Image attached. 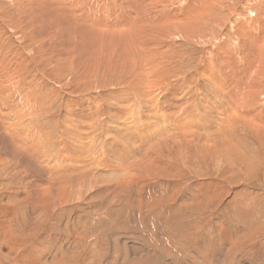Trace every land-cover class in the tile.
Returning a JSON list of instances; mask_svg holds the SVG:
<instances>
[{"label":"rangeland","instance_id":"obj_1","mask_svg":"<svg viewBox=\"0 0 264 264\" xmlns=\"http://www.w3.org/2000/svg\"><path fill=\"white\" fill-rule=\"evenodd\" d=\"M38 1L42 8L0 0V51L13 59L10 78H18L20 88L35 97L32 103L38 107L37 112L32 109L30 115L16 117L8 110L5 118L10 126L17 123L23 132L36 133L35 145L42 138L40 143L45 142L36 145L40 162L36 147L28 146L31 142L17 148L15 158L0 146V155L6 156L0 160V264H264V40L258 41L264 36V0H106L105 10L113 20L116 14V20L123 18L125 11L123 16L138 20L142 31L135 29L133 37L125 33L127 37L116 36L111 42L105 36L101 39L105 32L96 26L93 30L79 24L84 30L74 32L77 27L73 30L70 23L78 19H64L49 1ZM98 1L75 0L79 4L75 12L82 18L100 15V8L91 7ZM70 5L67 2L62 9ZM136 43L147 54L153 50L147 56L153 64L147 68L137 70L138 65L128 62L135 58ZM67 47L73 50L71 56L65 55ZM219 83L225 92H234L231 99L239 105L254 103L252 112L244 111L246 120L233 115L219 148L211 139L216 124L205 133L206 141L193 125L183 132L166 131L169 123L163 111L169 104L168 109H177L174 102L187 106L183 115L202 122L206 118L208 123L210 116L203 114L201 105L211 112L209 106L225 94ZM69 110L72 119L67 118ZM115 110L122 127L133 129L125 132L126 146L146 137V143L144 138L138 143L142 151L154 152L160 169L155 175L143 173L127 191L118 187L122 174L114 170L119 162L115 148L109 146L117 135L113 130L120 128L113 121ZM250 116L262 121L257 124L262 128H253ZM80 124L86 126L80 130ZM86 127L94 156L83 160L84 174L76 175L77 166L64 155H71L70 146L83 145ZM71 130L73 139L68 137ZM110 131L113 137L107 138ZM130 132L136 133L134 139H129ZM112 143L116 147L119 141ZM218 151H223L220 156ZM46 166H54L64 177L56 179ZM110 177L115 178L109 181ZM58 183L61 189L53 188ZM208 252L207 258L214 260L205 259Z\"/></svg>","mask_w":264,"mask_h":264},{"label":"bare ground","instance_id":"obj_2","mask_svg":"<svg viewBox=\"0 0 264 264\" xmlns=\"http://www.w3.org/2000/svg\"><path fill=\"white\" fill-rule=\"evenodd\" d=\"M19 2H23L24 4H25V6L27 5H30V4H34L36 7H37V9H39V8H42L43 7V4L41 3V2H39L38 0H18ZM47 1H49V3L54 7L53 9H55V12L58 14V15H60V16H62L64 19H67L68 17H74V19L75 20H79L78 22L77 21H75V22H73V23H70V26H72V28H73V30H74V27H77V29H75L74 30V32L77 30V32L80 30H84V28L85 27H83V26H81V27H78V25L79 24H84L85 26H89V27H91L93 30H94V28L93 27H97L98 29H99V31L100 32H105V34L104 33H100L101 34V39H102V36H105L110 42L113 40V38L114 37H116V36H118V38H121V37H123V36H125V35H127V36H129V35H132V37H133V35H134V33L135 32H131V31H136L135 29H137V30H140L141 31V24H140V22L138 21V20H136L135 18H133V19H129V18H125L124 16H123V14L125 13V11H124V9H123V14H121V17H123V18H120V19H118V20H116V16L118 15V14H116V16H115V20H113V18H111L109 15V13H107L106 12V8H107V6L106 5H108L107 4V1L106 0H100V2L98 3L97 2V4H95V5H92L91 7L94 9V11L95 10H97V8H100V13H101V11H102V13L100 14V15H96V14H94V13H89V14H87L88 16L90 15L91 16V14L93 15V17L92 18H90V17H88V16H86L85 18H82V17H80V15L79 14H77L75 11H76V9H78V7H79V4H78V2L76 3L75 2V0H47ZM119 1V0H118ZM120 1H122V0H120ZM187 1V0H186ZM199 1V0H198ZM44 2V1H43ZM67 2H69L71 5H72V8L71 7H69V8H67V9H62V7L64 8L65 7V5L67 6ZM148 2V1H147ZM45 3V2H44ZM122 3V2H121ZM126 3V2H125ZM46 4V3H45ZM48 4V3H47ZM226 4V3H225ZM64 5V6H63ZM70 5V6H71ZM82 5V4H81ZM118 5H120V4H118ZM123 5H127V4H123ZM42 6V7H41ZM48 6V5H47ZM69 6V5H68ZM67 6V7H68ZM113 6H115V5H113ZM46 7V6H45ZM61 7V9H59ZM82 7V6H81ZM119 7V6H118ZM108 8H110V7H108ZM26 9H29V8H26ZM48 9V8H47ZM56 9H58V10H56ZM115 9V8H114ZM113 9V10H114ZM119 9V8H118ZM126 9H127V7H126ZM133 9V8H132ZM186 9V8H185ZM49 10V9H48ZM92 10V9H91ZM46 11V10H45ZM62 11H64L65 13H66V15H62ZM93 11V10H92ZM119 11H121V10H118V12ZM167 11V10H166ZM185 11V10H184ZM29 12V11H28ZM51 12H53V11H51ZM90 12V11H89ZM97 12V11H96ZM116 12V11H115ZM45 13H47V12H45ZM81 13L82 14H84V12L83 11H81ZM114 12H112V14H113ZM117 13V12H116ZM128 13V12H127ZM132 13V12H131ZM130 13V14H131ZM49 14V13H48ZM85 14V15H86ZM111 14V15H112ZM126 14V13H125ZM53 15H55V14H53ZM95 16V17H94ZM127 16V15H126ZM254 16V15H253ZM97 17H99L98 18V22L96 21V18ZM119 17V16H118ZM117 17V18H118ZM129 17V16H128ZM134 17V16H133ZM56 18H60V17H55V19ZM146 18V17H145ZM69 19V18H68ZM94 19H95V21L97 22V24H95L94 23ZM54 20V19H53ZM52 20V21H53ZM72 20V19H71ZM260 20V19H259ZM255 21H257V20H255ZM264 21V20H263ZM264 23V22H263ZM64 24H65V22H64ZM66 25V24H65ZM260 25V24H259ZM262 25V24H261ZM148 26V25H147ZM244 26L245 25H242L241 26V29H244ZM253 26V25H252ZM130 27V28H129ZM143 27V26H142ZM144 28V27H143ZM255 28H257V27H255ZM264 28V27H263ZM246 30V29H245ZM256 30V29H255ZM260 30V29H259ZM80 31H79V33H80ZM128 31H130L129 33H128ZM252 31V30H251ZM96 32V31H95ZM142 32V31H141ZM256 32V31H255ZM261 32V31H260ZM125 33H127V34H125ZM137 33V32H136ZM135 33V34H136ZM253 33V32H252ZM82 34V33H81ZM255 34V33H254ZM257 34V33H256ZM263 34V33H262ZM98 35V34H97ZM251 35H253V34H251ZM127 36H125V37H127ZM243 36V35H242ZM130 37V36H129ZM138 37V36H137ZM261 39H256V40H258L259 41V43H260V41H263L264 40V36H261L260 37ZM124 39V38H123ZM139 39H141V37L139 38ZM129 40L130 41H132L130 38H129ZM134 40V39H133ZM255 40V41H256ZM103 41H104V39H103ZM117 41V40H116ZM129 41V42H130ZM158 41V40H157ZM253 41V40H252ZM159 42V41H158ZM126 44V43H125ZM134 44V43H133ZM133 44L131 43V44H127L129 47H132L133 46ZM137 44L138 43H136V47H135V52H133L132 53V55L134 56L135 55V58H133L132 60H130V61H128L130 64H131V66H134V67H136L137 65V70H138V68H139V66H145V68H147L146 66L147 65H151V63L153 64V62H151V59L150 60H148L147 58V56L149 55V54H151V47H150V51H149V53L147 54V51L145 50V51H141V49L139 50V46H137ZM250 44V43H249ZM248 44V45H249ZM122 45V44H121ZM139 45V44H138ZM260 45V44H259ZM262 45V44H261ZM123 46V45H122ZM249 46H252V47H254V44H252V45H249ZM248 46V47H249ZM111 47V46H110ZM260 47V46H259ZM149 48V47H148ZM153 48H155V47H153ZM245 48V47H244ZM256 48V47H255ZM254 48V49H255ZM112 49V48H111ZM143 49H144V47H143ZM219 49V48H218ZM253 49V48H252ZM248 50V49H247ZM246 50V51H247ZM255 50H257V48L255 49ZM259 50V49H258ZM153 51V50H152ZM73 50H70L69 49V47H67L66 48V51H65V55L66 56H71L73 53ZM129 52V51H128ZM253 52H255V51H253ZM227 53V52H226ZM257 53V52H256ZM78 54V53H77ZM63 55V54H62ZM127 55V54H126ZM251 55V54H250ZM126 57H128V56H126ZM138 58H141V60H138L137 61V59ZM75 59V58H74ZM104 59V58H103ZM228 59V58H227ZM226 59V60H227ZM260 60V59H259ZM12 62H13V59L12 58H8V57H5L4 56V53L3 52H1L0 51V146H1V148H2V151L3 152H5V153H7V154H12L11 155V157H13V158H15V155H18L19 153H18V150H17V148H23L24 146H26V145H28L29 144V142H31V144H29L28 146L29 147H31V148H34L33 146H35L36 147V149H37V151H36V149H35V153H34V155L37 157V162H40L39 160V158H40V155H39V152H38V148H37V146H39L38 145V143H40V142H42V139H41V141H39V142H37L36 143V145H35V136H36V133H34V134H32V135H29V133L26 131V132H23L22 130H20V127L17 125V123L16 124H13V126H10L9 125V120H7L5 117V113L6 112H9V111H14V116L16 117V116H21V115H30V111H32V109H33V112H37V110H38V107L35 105V104H33L32 102H33V100H35L34 98V96L32 97L31 95H28L24 90H22L21 88H20V85H19V81H17L18 80V78L17 77H13L12 79L10 78L11 76H12V74L10 73V72H8V69L10 68V66H11V64H12ZM121 62V61H120ZM125 63V62H124ZM120 64V63H119ZM155 64V63H154ZM220 64V63H219ZM130 66V67H131ZM154 66V65H153ZM208 66V65H207ZM160 67V66H159ZM206 67V66H205ZM255 67V66H254ZM149 68V67H148ZM153 67H151V69H152ZM203 68H204V66H203ZM226 68V67H225ZM240 68V67H239ZM205 69V68H204ZM226 69H228V68H226ZM230 70V69H229ZM240 70V69H239ZM136 71V70H135ZM142 71H145V70H142ZM128 72H130V71H128ZM137 72V71H136ZM150 72V71H149ZM135 73V72H134ZM209 73V72H208ZM248 73V72H247ZM131 74V73H130ZM137 74V73H136ZM140 74V73H139ZM200 74V73H199ZM147 75V74H146ZM149 75V74H148ZM206 76H207V74H206ZM213 76V75H212ZM236 76V75H235ZM245 76V75H244ZM133 77V76H132ZM139 77V76H138ZM150 77V76H149ZM200 77V76H199ZM136 78H137V76H136ZM209 78V77H208ZM213 78V77H212ZM211 78V79H212ZM216 78V77H215ZM215 78H214V80H215ZM220 78V77H219ZM139 79V78H138ZM142 79V78H141ZM147 79V78H146ZM238 79V78H237ZM132 80V79H131ZM136 79H134V81H135ZM140 80V79H139ZM228 80V79H227ZM158 81V80H157ZM208 81V80H207ZM243 81V80H242ZM263 81V80H262ZM251 82V81H250ZM255 82V81H254ZM131 83V82H130ZM140 83V82H139ZM18 84V85H17ZM135 84V83H134ZM145 84H146V82H145ZM144 84V85H145ZM149 84V83H148ZM234 84V83H233ZM129 85H131V84H128V86ZM157 85V84H156ZM163 85V84H162ZM25 86V85H24ZM28 87H29V85H27ZM131 86H133V84L131 85ZM147 86V85H146ZM241 86V85H240ZM130 87V86H129ZM163 87V91H164V86H162ZM219 87L221 88V85H220V83H219ZM225 87V86H224ZM224 87H222L221 88V90L220 91H222V94H224L223 95V97L217 102V101H215L216 103H214V105L213 106H209V107H213V109L211 110V112L209 111V110H207V107H206V105L204 104V106H202L201 105V107H202V111L204 112L203 114H205V115H207V116H210V119H208L209 120V122L207 123V119L206 118H203V122H202V120H197V119H195V118H193V117H191L189 114H186V115H183L182 113L185 111V108H187V106H182V105H180L179 106V104H177V103H175L174 102V107L175 108H177V109H172L171 107L168 109V107H169V105H171V104H169V105H167L166 106V110L165 111H163V114H166V116H167V120L166 121H168L167 123H169V124H167V127H166V131H168L169 129H171V131L172 130H179V131H181V132H183V130L186 128V127H188V125H193V128L195 129H197V130H199V132H200V130H202V132L204 131V133H200L201 134V136H203L204 137V141H206L205 140V133H207V132H210V131H212V129H213V126L212 125H214V124H216V125H218V126H216L215 127V130L214 131H212V134H211V139H212V142L213 143H215V147H217V148H219V145L224 141V139H226V136L227 135H225V130L227 129V127H229L231 124H232V122H233V115H237L238 117H239V115L241 116L240 118H245V120H246V117H245V115L247 114L246 112H244L246 109L248 110H250L251 112H252V107H253V104L254 103H252L251 105H248L247 103V105L248 106H246V107H243V106H245L246 104H244L243 102V104L244 105H239L238 104V101L235 99L234 100V98H232L231 99V96H233L232 94L234 93L233 91H231V90H229V91H226L225 92V90H224ZM25 88H26V86H25ZM148 88V87H147ZM240 88V87H239ZM21 89V90H20ZM28 89V88H27ZM145 89V88H144ZM132 90V89H131ZM147 90V89H146ZM31 92V91H30ZM182 92H184V91H182ZM181 92V93H182ZM238 93L239 92V90L238 91H235V93ZM144 93H147V91H144V92H141L140 93V95H142V94H144ZM178 93V92H177ZM242 93H244V92H242ZM40 94V93H39ZM162 94V93H161ZM229 94V95H228ZM139 95V96H140ZM148 95H149V93H148ZM164 95V94H163ZM182 95H183V93H182ZM210 95V94H209ZM36 96V95H35ZM153 96V95H152ZM155 96V95H154ZM158 96V95H157ZM239 96H241V94H238V97ZM252 96V95H251ZM149 98H150V96H148ZM177 97V96H176ZM31 98H33V99H31ZM37 98V97H36ZM145 98H147V97H145ZM154 98V97H153ZM169 98V97H168ZM201 98V97H200ZM135 99V98H134ZM148 99V98H147ZM176 99V98H175ZM241 99H242V96H241ZM245 99V98H244ZM145 100V99H144ZM162 100V99H161ZM160 100V101H161ZM148 101H149V99H148ZM207 101V100H206ZM233 101H235V104H233ZM239 101H241V100H239ZM249 102V101H248ZM130 103V102H129ZM160 103V102H159ZM164 103L166 104V102H163L162 104H161V106L162 105H164ZM44 104V103H43ZM168 104V103H167ZM208 104V103H207ZM77 106V105H76ZM81 106V105H80ZM115 106V105H114ZM121 106H125V105H121ZM121 106H120V108H121ZM255 106V105H254ZM110 107H111V105H110ZM112 107H113V105H112ZM128 107V106H127ZM113 108H115V107H113ZM113 108H112V111H113ZM118 108V107H117ZM123 108V107H122ZM125 108V107H124ZM84 109V108H83ZM116 109V108H115ZM155 108L153 107V110H154ZM159 109H161V108H159ZM9 110V111H8ZM79 110V109H78ZM77 110V111H78ZM86 110V109H85ZM90 110V109H89ZM120 110V109H119ZM119 110H115V115H113L114 117H115V119L116 120H113V121H117V122H115V123H117V126L119 125L120 126V128H117V129H114L113 130V133H117V135L115 134H113L114 136H116V137H114V140L113 141H119V144H117V146L115 147L113 144H116V143H112L113 141H111V139H110V145L109 146H111L110 148H115V153L117 154V156H114L115 157V159L119 162V165L118 166H116V167H114V168H117V169H114V170H116L117 172H121V174H122V178H121V180H119L118 181V187L120 186V187H122V188H124V190L126 189V188H128V187H130L131 185H134V183L133 182H135V181H137V180H139V179H141L142 178V174L143 173H145V172H151V174H153V175H155V174H158V172L156 171L157 170V168L159 167V166H157L156 167V165L158 164L157 163V161H158V159H156L154 156H153V153L154 152H149V150L148 151H146L145 149H146V147L145 148H143V150H145V151H142V149H141V145H139V143L138 142H140L143 138H144V141L142 142V143H144L145 142V138L146 137H144V136H142L141 137V139H139V137L137 138V139H135L134 141H132V144L131 145H127L126 146V144H125V140H126V142H127V139H128V133H125V132H129V131H133V129L131 130V127H130V130L129 131H126L125 129H124V127H122V122L121 121H123V120H121L120 121V119H121V116H120V113H119ZM123 110H127V109H123ZM129 110V109H128ZM164 110V109H163ZM116 111H118V113L116 112ZM162 111V110H161ZM190 111V110H189ZM201 111V112H202ZM83 112V111H82ZM123 112V111H122ZM121 112V114H123ZM126 112V111H125ZM151 112V111H150ZM149 112V113H150ZM250 112V113H251ZM75 113V112H74ZM85 113H86V111H85ZM89 113V112H88ZM127 113V112H126ZM125 113V114H126ZM128 113H129V111H128ZM127 113V114H128ZM16 114V115H15ZM83 114V113H82ZM151 115L149 116L150 118H151V116H152V113H150ZM157 114V113H156ZM155 114V115H156ZM182 114V115H181ZM199 114V113H198ZM249 114V113H248ZM252 114V113H251ZM262 114V113H261ZM34 115V114H33ZM72 115H74V114H72V110H69V111H67V118L68 119H72ZM124 115V114H123ZM177 115H179V116H177ZM201 115V114H200ZM91 116V115H90ZM110 116V115H109ZM160 116V115H159ZM243 116V117H242ZM246 116H248V115H246ZM77 117V116H76ZM79 117V118H78ZM77 118H76V120L77 119H80L81 117L80 116H78ZM83 117V116H82ZM125 117V115L123 116V118ZM129 117V116H128ZM145 117V116H144ZM154 117V116H153ZM156 117V116H155ZM161 117H163V116H161ZM237 117V118H238ZM250 117H254V116H250ZM25 118H26V116H25ZM256 117H254L253 118V120H249V121H254L255 123H256V121H257V123H256V127L254 126L255 125V123H254V125H253V128H257L258 127V125L260 126V124H258V122H259V119H255ZM264 118V117H263ZM82 119L83 118H81V122H84V121H82ZM143 119V118H142ZM149 119V118H148ZM155 119V118H154ZM157 119V118H156ZM158 119H159V117H158ZM235 119H236V117H235ZM20 120V119H19ZM25 120V119H24ZM125 120V119H124ZM137 120H139V119H137ZM153 120V119H152ZM160 120H161V118H160ZM197 120V122H196V124H192V123H194L195 121ZM248 120V119H247ZM12 121V120H11ZM69 121V120H68ZM149 121H151V119H149ZM159 121V120H158ZM163 121V120H162ZM198 121L199 122H202V123H198ZM15 122H16V120H15ZM15 122H13V123H15ZM125 122V121H124ZM132 122V121H131ZM136 122H138V121H136ZM135 122V123H136ZM152 122H154V121H152ZM151 122V123H152ZM157 122V121H156ZM229 122V123H228ZM242 122V121H241ZM260 122H262V121H260ZM259 122V123H260ZM85 123V122H84ZM84 123H82V124H84ZM133 123V122H132ZM145 123V122H144ZM148 123V122H147ZM155 123V122H154ZM153 123V124H154ZM172 123H174V126H172ZM212 123V124H211ZM250 125H251V122H248ZM19 124V123H18ZM85 124H87V123H85ZM131 124V123H130ZM129 124V125H130ZM139 124H140V122H139ZM160 124V123H159ZM166 124V123H165ZM211 124V125H210ZM228 124V125H227ZM258 124V125H257ZM263 125H264V123H262ZM73 125V124H72ZM93 125V124H92ZM124 125V124H123ZM133 125H134V123H133ZM148 125H150L149 127L150 128H153L154 129V127H152V125L151 124H148ZM161 125H163V124H161ZM233 125V124H232ZM21 126V125H20ZM68 127H69V125H67ZM77 126V125H76ZM80 126V130H81V128L83 129V127H85L84 125H83V127L81 126V124L79 125ZM78 126V127H79ZM89 126V125H88ZM114 126V125H113ZM117 126H114V127H117ZM131 126V125H130ZM141 126H143V125H141ZM262 126V125H261ZM75 127V126H74ZM126 127H128V126H126ZM140 127V126H139ZM145 127H147V125L145 126ZM149 127H148V129H149ZM157 127L158 128H160L158 125H157ZM264 127V126H263ZM89 129H90V126L88 127ZM110 128H111V126H110ZM134 128V127H133ZM144 128V127H143ZM142 128V129H143ZM259 128H262V127H259ZM259 128H257V129H259ZM70 129V128H69ZM68 129V130H69ZM135 129V128H134ZM139 130H140V128H138ZM189 129V128H188ZM190 129L192 130V128L190 127ZM67 130V131H68ZM74 130V129H73ZM76 130V129H75ZM74 130V131H75ZM111 130V129H110ZM123 130V131H122ZM128 130V129H127ZM136 130V129H135ZM134 130V131H135ZM139 130H137V131H139ZM143 130H145V129H143ZM160 130V129H159ZM190 130V131H191ZM197 130H195V131H197ZM77 131H79V128L77 129ZM118 131H122V132H120V133H118ZM142 131V130H141ZM141 131H139V132H141ZM147 130H145V132H146ZM149 131H151V129L149 130ZM176 131V132H177ZM190 131H189V133H190ZM262 131V130H261ZM264 131V130H263ZM262 131V132H263ZM70 132V134L68 133V137L70 138V139H73V136H71V132H73L72 130L71 131H69ZM85 132H86V134H85V138H83L82 137V134L80 133V131H79V136H81L82 137V139L83 140H81V141H84V142H82L83 143V145H81L79 142V146H77V145H74L73 147H71L70 146V154L71 155H68V154H65L64 156L66 157L65 159H66V161H74V164L77 166V171H76V175H78V174H84L83 172V170H84V167H83V165H82V162H83V160H85V159H87V156H89V157H92V156H94V154H93V152H92V150H93V146L91 145L92 144V142H91V138L92 137H90V135L88 134V132H89V130L87 129V127H86V129H85ZM85 132H82V133H85ZM152 132H154V131H152ZM162 132V131H161ZM160 132V133H161ZM175 132V131H174ZM228 132V131H227ZM74 133V132H73ZM125 133V135H124V137H123V135L122 134H124ZM131 133V132H130ZM134 133L135 132H133V133H131V136H132V134L134 135ZM142 133V132H141ZM147 134H148V132H146ZM163 133H166V132H163ZM163 133H161V135L163 134ZM211 133V132H210ZM264 133V132H263ZM43 134V133H42ZM153 134V138H155V135H154V133H152ZM152 134L150 135V136H152ZM185 134V133H184ZM75 136H76V138L75 139H78V141H79V136H78V133L77 134H74ZM109 136L107 137V138H109L110 136H111V131H110V134H108ZM122 135V136H121ZM135 135H136V133H135ZM157 135H159V133L157 134ZM167 135V134H166ZM174 135V134H173ZM264 135V134H263ZM47 136V135H46ZM107 136V135H106ZM119 136H121V137H119ZM149 136V135H148ZM168 136V135H167ZM172 136V135H171ZM177 136V135H176ZM179 136V135H178ZM185 136H186V134H185ZM194 136V135H193ZM208 137H209V135H207ZM78 137V138H77ZM111 137H113V136H111ZM158 137V136H157ZM182 137H184V136H182ZM39 138V137H38ZM50 138H51V136H50ZM95 138V137H94ZM131 138H133V136L132 137H130L129 139H131ZM134 138H135V136H134ZM133 138V139H134ZM158 138H160V137H158ZM185 138V137H184ZM197 138V137H196ZM44 139H46L45 137H44ZM161 139V138H160ZM166 139V138H165ZM165 139H164V141H165ZM170 139V138H169ZM168 139V140H169ZM172 139H174L173 137H172ZM172 139H170V143L172 142L171 140ZM179 139H181V137L179 138ZM183 139V138H182ZM187 139V138H186ZM197 139H199V138H197ZM200 139H203L202 137L200 138ZM210 139V138H209ZM11 140L13 141V142H11ZM39 140V139H38ZM163 140V139H162ZM174 140H176V139H174ZM185 140V139H184ZM189 140V139H188ZM43 141H45V140H43ZM106 141V140H105ZM147 141H149V140H147ZM159 141H161V140H159ZM178 141H180V140H178ZM183 141V140H182ZM191 141V140H190ZM199 141V140H198ZM73 142V141H72ZM72 142H70L71 143V145H72ZM168 142V141H167ZM176 142V141H175ZM181 142V141H180ZM45 143V142H44ZM43 143V144H44ZM70 143H69V145H70ZM107 143V142H106ZM105 143V144H106ZM131 142H129V144H130ZM146 143V142H145ZM152 143V142H151ZM155 142L153 141V144H154ZM160 143V142H159ZM173 143V142H172ZM40 144H42V143H40ZM42 144V145H43ZM150 144V143H149ZM158 143H156V144H154V145H157ZM166 144H169V143H166ZM207 144H210L209 143V141H208V143ZM68 145V146H69ZM107 145V144H106ZM113 145V146H112ZM143 145V144H142ZM164 145V144H163ZM56 146V145H55ZM159 146V145H158ZM161 146V145H160ZM165 146V145H164ZM169 146V145H168ZM42 147V146H41ZM54 147V146H53ZM106 147V146H105ZM122 147H124V149L122 148ZM144 147V146H143ZM148 147H149V145H148ZM152 147V146H151ZM162 148H163V146H161ZM44 148V147H43ZM42 148V149H43ZM107 148V147H106ZM109 148V147H108ZM39 149H40V147H39ZM42 149H40L41 151H42ZM153 149V148H152ZM164 149V148H163ZM108 151V150H107ZM110 151V150H109ZM150 151H151V149H150ZM164 151V150H163ZM223 151H218V155L220 156V154L222 153ZM110 153V152H109ZM22 154H24L25 156L28 154L29 156H30V158L31 157H33V154H31V153H28L27 151H24ZM40 154H43V153H40ZM48 155H51V152L49 153H47ZM93 154V155H92ZM115 154V155H116ZM29 156H27V157H29ZM58 156H60V155H58ZM62 156V155H61ZM111 156V155H110ZM63 157V156H62ZM61 157V158H62ZM113 157V156H112ZM111 158V157H110ZM63 159V158H62ZM109 159V158H108ZM0 160L1 161H5L6 160V156H3V155H0ZM22 161L24 162V159H22ZM146 161H148L149 163L145 166V162ZM154 161H156L155 163H156V165L154 164ZM98 163V162H97ZM100 163V162H99ZM125 164L127 165L126 167H125ZM98 165V164H97ZM101 165V164H100ZM96 166V165H95ZM114 166V165H113ZM48 166H46V171H48V172H50V173H56L55 174V178L56 179H59V180H61L64 176H61V173L59 172V171H56V168H54V166H53V168H50V167H48ZM96 168V167H95ZM97 168H98V166H97ZM111 168V167H110ZM161 168V167H160ZM158 170H159V172H160V169L158 168ZM106 171H107V169H106ZM108 171H109V169H108ZM44 172V171H43ZM110 172V171H109ZM35 173H37V172H35ZM44 174H46L45 172H44ZM115 174V173H114ZM36 175H38V174H36ZM86 175V174H85ZM54 176V175H53ZM151 176V175H150ZM48 178V177H47ZM114 178L115 177H110L109 178V181H112V180H114ZM144 178V177H143ZM50 179V178H49ZM48 181V180H47ZM50 182V181H49ZM133 183V184H132ZM51 184V183H50ZM49 184V185H50ZM131 184V185H130ZM135 184H137V183H135ZM140 185H141V183H140ZM135 186H137V185H135ZM47 187V186H46ZM134 187V186H133ZM51 188V187H50ZM49 188V189H50ZM53 188H57V189H61V187H60V185H59V183L58 184H55V186L53 187ZM130 188H132V187H130ZM125 191H127V189L125 190ZM141 203V202H140ZM223 212V211H222ZM145 214V213H144ZM224 214V213H223ZM143 218H144V220H147V217H145V216H143ZM225 218V217H224ZM170 219H172V217L170 218ZM130 228V227H129ZM219 230V229H218ZM220 232H222L224 235H225V230L224 229H220ZM225 236H227V235H225ZM228 237V236H227ZM229 238V237H228ZM225 239V238H224ZM217 244V243H216ZM160 246H162V247H167L166 245H160ZM141 250H142V248H141ZM155 250V249H154ZM136 251H137V249H136ZM145 251V250H144ZM178 251H180L181 253H185V251L184 250H178ZM178 251H175V253L177 254V252ZM264 253V252H263ZM262 253V254H263ZM180 254V253H179ZM196 254V253H195ZM209 252L207 253V256H206V260L207 259H212V260H214L213 258H212V256L211 257H209V258H207L208 256H209ZM217 256V255H216ZM218 257V256H217ZM214 258H216V257H214ZM225 258V257H224ZM223 260H225V259H223ZM262 261V260H261Z\"/></svg>","mask_w":264,"mask_h":264}]
</instances>
